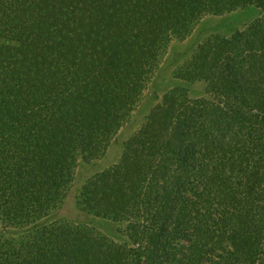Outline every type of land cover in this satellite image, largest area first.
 Masks as SVG:
<instances>
[{"label": "trees", "instance_id": "1", "mask_svg": "<svg viewBox=\"0 0 264 264\" xmlns=\"http://www.w3.org/2000/svg\"><path fill=\"white\" fill-rule=\"evenodd\" d=\"M247 6L264 0H0V264H264V21L201 47L185 79L211 101L171 91L81 187L128 243L51 213L168 44Z\"/></svg>", "mask_w": 264, "mask_h": 264}, {"label": "rangeland", "instance_id": "2", "mask_svg": "<svg viewBox=\"0 0 264 264\" xmlns=\"http://www.w3.org/2000/svg\"><path fill=\"white\" fill-rule=\"evenodd\" d=\"M263 21V10L247 6L223 15H207L194 25L186 38L171 41L149 74L140 100L121 128L109 141L101 145L90 160L77 161L78 166L75 168L74 181L68 195L62 206L51 212L54 215L53 222L57 225L66 223L87 227L110 242L128 243L126 222H114L79 209L76 197L81 187L96 174L120 162L125 143L147 123L151 113L162 105L165 96L171 91L180 88L190 100L211 101L213 96L204 82L185 79L186 71L199 55L201 47L213 42L218 36L230 38L235 33L243 32L249 26Z\"/></svg>", "mask_w": 264, "mask_h": 264}]
</instances>
